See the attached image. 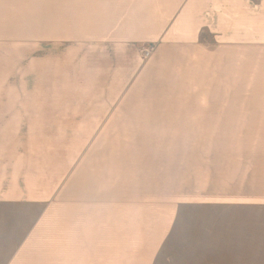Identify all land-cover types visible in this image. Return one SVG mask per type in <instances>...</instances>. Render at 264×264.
Returning a JSON list of instances; mask_svg holds the SVG:
<instances>
[{
    "label": "rangeland",
    "instance_id": "374dc122",
    "mask_svg": "<svg viewBox=\"0 0 264 264\" xmlns=\"http://www.w3.org/2000/svg\"><path fill=\"white\" fill-rule=\"evenodd\" d=\"M262 20L261 0H0V195L15 201L0 217L16 254L43 216L0 264H264V205L212 203L261 155L215 113L257 106L221 59Z\"/></svg>",
    "mask_w": 264,
    "mask_h": 264
},
{
    "label": "crops",
    "instance_id": "0c3cea01",
    "mask_svg": "<svg viewBox=\"0 0 264 264\" xmlns=\"http://www.w3.org/2000/svg\"><path fill=\"white\" fill-rule=\"evenodd\" d=\"M11 4H5L9 6H6V10L3 11L8 14L15 13L16 10ZM261 5L263 15L262 26H264V0H261ZM247 30L251 29L248 28ZM233 33L238 35L237 31L233 32L231 29L232 37ZM114 37L123 38L122 35H114ZM246 38H249V34L246 36ZM251 39H253V41L248 42V45L245 49H240L238 45L233 46V44L237 42L233 41L232 38L231 45H229V47H225V50L228 51H224L221 64L230 69L229 86L232 92L233 87L238 89L239 86V82H237L236 79L233 80L232 74H236L238 71H241V74H243L245 71V77L248 79L247 87H252V93L248 94L246 103L257 104V106H253L252 109H245L241 111L232 109L229 111H222L220 113L216 112L215 127L220 129L218 133L221 132L223 134L230 135H247L248 146H251L253 151L260 150L261 148L259 152L261 155L255 153L253 157H250L253 159L254 163L250 158L242 159L244 161L242 171L240 172L239 168L236 167V182H243L244 189L238 191L237 193L233 192L230 195L231 203L222 201L212 202L216 205H235L242 207H245L246 205H264V31L253 33ZM240 53L245 55V61H242L241 63H239ZM239 65L241 67L240 69ZM239 92L240 91L237 93L239 94ZM219 119L220 121H218ZM248 160H251L252 163H250ZM11 195L12 194L8 193H6V196L1 197L0 195V216L4 215V212L2 211L8 210L7 205L15 202L13 200H9L13 198ZM259 207L264 210V206ZM55 210L57 209L51 208L46 213H43V215H45V217H49L50 215L54 214L53 212H55ZM42 218L43 216L40 218V220H42ZM3 220L4 218L0 217V258L23 257L24 250H27L31 246L32 238L41 233V221H38L37 225L39 224V227H35L34 232H29L30 234L27 236L23 245L16 254L14 245V225L4 222ZM261 246L264 248V240L262 241ZM261 246H257L256 250L252 253L253 256H256V254L259 253Z\"/></svg>",
    "mask_w": 264,
    "mask_h": 264
},
{
    "label": "built area",
    "instance_id": "2783aa9c",
    "mask_svg": "<svg viewBox=\"0 0 264 264\" xmlns=\"http://www.w3.org/2000/svg\"><path fill=\"white\" fill-rule=\"evenodd\" d=\"M149 54H150V52L149 51H145V56L147 57V56H149Z\"/></svg>",
    "mask_w": 264,
    "mask_h": 264
}]
</instances>
